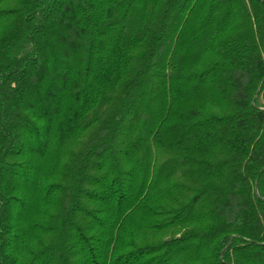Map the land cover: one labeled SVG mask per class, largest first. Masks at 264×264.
<instances>
[{"label": "trees", "instance_id": "obj_1", "mask_svg": "<svg viewBox=\"0 0 264 264\" xmlns=\"http://www.w3.org/2000/svg\"><path fill=\"white\" fill-rule=\"evenodd\" d=\"M0 264H264V0H0Z\"/></svg>", "mask_w": 264, "mask_h": 264}]
</instances>
